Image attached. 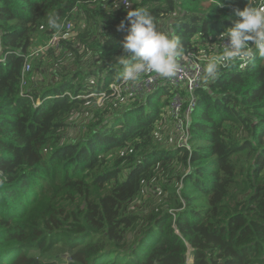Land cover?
I'll use <instances>...</instances> for the list:
<instances>
[{"label":"trees","instance_id":"obj_1","mask_svg":"<svg viewBox=\"0 0 264 264\" xmlns=\"http://www.w3.org/2000/svg\"><path fill=\"white\" fill-rule=\"evenodd\" d=\"M263 1L116 0L111 12L115 0H0V264H187L188 253L191 264H264V58L204 76L189 149L156 137L175 120L166 86L96 106L124 71L117 25L129 8L185 54L218 55L235 9ZM86 107L89 124L64 141ZM161 179V201L131 210ZM58 243L66 257L50 259Z\"/></svg>","mask_w":264,"mask_h":264},{"label":"clouds","instance_id":"obj_2","mask_svg":"<svg viewBox=\"0 0 264 264\" xmlns=\"http://www.w3.org/2000/svg\"><path fill=\"white\" fill-rule=\"evenodd\" d=\"M216 5L223 6L222 0H217ZM116 7L115 0L111 12ZM235 16L238 19L220 33V40L225 42L223 51L214 55L204 68L207 84L216 82L222 69L231 68L236 61L244 67L257 57L264 58V6L247 2L243 9H235ZM126 20L128 26L124 21L117 25V31L126 32L120 42L123 54L117 57L124 66L120 78L125 82L136 81L146 72H155L164 80L174 79L185 55L180 39L171 32L158 30L152 15L143 7L129 8ZM48 23L53 28L58 26L52 17Z\"/></svg>","mask_w":264,"mask_h":264},{"label":"built area","instance_id":"obj_3","mask_svg":"<svg viewBox=\"0 0 264 264\" xmlns=\"http://www.w3.org/2000/svg\"><path fill=\"white\" fill-rule=\"evenodd\" d=\"M123 2H127V0H120V4H123L125 6ZM61 27L65 29V32H70L71 22L67 19H63L61 22ZM60 38L61 36L59 34H56L49 41L48 45H56L57 41ZM224 46L225 42L221 40L220 52L223 51ZM213 56L214 55H211V52H209L208 54L201 52L196 56L191 53H186L181 60L177 76L174 79L164 80L155 72H146L142 74L136 81L130 82H125L121 77L119 80L114 81L108 85L109 93H101L99 96H101L103 100L109 96L120 97L121 94L125 91H128L129 95L132 94V96H143L151 92L159 91L161 86H166L167 90L172 94V99L169 107L171 113L173 114L172 116H174V121H176L177 123L176 128L179 135V141H177V143L189 149V118L190 113L196 104V98L194 97L193 92L202 84L205 76L204 68L207 62ZM28 69L29 63L27 61V58H25L22 75ZM132 84L139 85L140 90L131 89ZM103 100L101 101V103L103 102ZM184 103H186L185 108H183ZM191 261V256L188 253L187 264H191Z\"/></svg>","mask_w":264,"mask_h":264},{"label":"rangeland","instance_id":"obj_4","mask_svg":"<svg viewBox=\"0 0 264 264\" xmlns=\"http://www.w3.org/2000/svg\"><path fill=\"white\" fill-rule=\"evenodd\" d=\"M259 6H264V1ZM167 22L169 23L170 21L165 20L160 22L161 27L167 29L168 28ZM95 66L96 65H94L93 67ZM131 89L140 90V87L137 84H132ZM116 98H118V96H116ZM102 100L103 99L101 98V96L97 97L96 100L97 107L102 104L101 103ZM127 103L128 102H124L123 104H127ZM172 117L174 118V116ZM91 118H92V111L88 107L83 108V110L81 111L75 112L70 118L71 125L69 126L68 130L65 131L66 133H64L63 135L64 137L63 140L68 141L79 138L81 136V130H83L84 127L89 124ZM176 125H177L176 121L167 120L164 124L159 126V129L156 132V137L163 140L161 141L163 146H170L175 144L177 141H179L178 139L179 135L177 133ZM161 182L170 183V180L161 179V181L159 182L154 181L153 183L148 185L145 191L143 192L142 197L134 201L130 209L137 211L138 213H146L149 209L156 206L161 201L164 194V192L161 190L160 187ZM55 248H57V250L53 253L50 259H52L53 256H55L56 254L63 255L64 258L66 257L65 252L62 251L64 249L63 244L58 243L55 246ZM31 253L35 255L39 254L38 252H31ZM43 258L47 259V257H43Z\"/></svg>","mask_w":264,"mask_h":264},{"label":"bare ground","instance_id":"obj_5","mask_svg":"<svg viewBox=\"0 0 264 264\" xmlns=\"http://www.w3.org/2000/svg\"><path fill=\"white\" fill-rule=\"evenodd\" d=\"M37 189V188H36ZM35 191V190H34Z\"/></svg>","mask_w":264,"mask_h":264}]
</instances>
